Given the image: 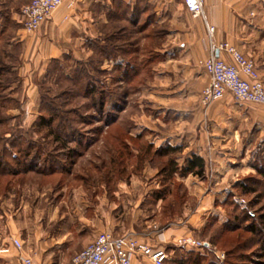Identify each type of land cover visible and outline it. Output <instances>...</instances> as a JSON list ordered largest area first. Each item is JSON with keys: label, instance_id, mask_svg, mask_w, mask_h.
I'll return each mask as SVG.
<instances>
[{"label": "rangeland", "instance_id": "rangeland-1", "mask_svg": "<svg viewBox=\"0 0 264 264\" xmlns=\"http://www.w3.org/2000/svg\"><path fill=\"white\" fill-rule=\"evenodd\" d=\"M7 37L10 36L7 35L5 38L8 39ZM22 37V33H19V38ZM128 40H130L128 35H121L118 44L121 45L123 42H128ZM114 55L122 54L118 51ZM35 57L36 54L33 53L31 47L27 49L26 45L3 46V43L0 42L1 64L14 70L11 73H3V78H1L0 86L4 90L0 92V96L6 104L3 109H0V120L3 122L0 125V137L2 139L0 144L9 138L20 137V135L25 140L32 139L42 143L39 136L34 135L30 138V135L27 134V131L32 129L31 124L33 121L40 113L44 114L46 110L40 99L42 98L45 101L53 96L61 86L64 77L72 74L73 64L69 65L71 68L68 67L69 63H62L63 66L47 65L45 62L34 61ZM92 60H102L103 66L101 68L103 70L109 68L108 63L101 54H94ZM42 65L46 67H42ZM109 72L99 74L97 77L102 81H105V78L109 81L111 77H118L120 80L118 71ZM152 79L147 74L136 78L130 85L131 89L123 81L108 86L109 90L116 87V92L118 96H122L124 103L123 105L119 104V110H116L117 108L109 109L111 115L115 116L116 122L111 126L107 135L96 134L95 130L98 128L106 131L102 125L106 115L98 114L91 109L89 100L78 95L65 105H61V99L53 101L55 108L61 107V111L73 112L65 115V119H75L76 123L72 125L75 130L82 134V144L79 147L74 143L68 145V149L76 151L68 159L66 151H52L53 146L42 143L46 153L52 152L51 154L55 155L59 161H66L69 173L44 180L39 177L35 178L34 181L28 178L26 179L27 185H23L20 189L16 187L18 189L7 191L6 194L0 192V264H13L11 261L12 253L7 252L11 240L15 237L19 239L16 235L19 230L24 226L26 227L29 217L33 214L43 213H53L55 215L77 213L86 218H94L97 215V221H93V224L99 225V233L110 232L116 237L131 234L130 232H133L132 235L136 238V235L150 236L156 230L161 231L170 226L183 223L186 224V230H188L186 232L190 233H188L189 236L181 237H191L198 242L209 244L210 248L194 249L204 256V264H264V224L262 223L264 216V181L253 168L256 165L264 171L263 106L242 103L252 107L251 111L258 116L259 124H262V126L259 124L249 125L248 129H245L246 139L243 143L240 142L237 151L232 150V145L229 146V148L231 147L230 152L234 153V160L219 161L213 156L210 157V146L203 149H193L192 142H181L196 153L201 151L206 162L203 180L193 176L185 178L176 176L173 179L175 184L181 183L183 186L182 191L185 192V196L181 201L178 198L179 194L174 189L171 194L172 197H167L165 202L158 201L155 205L151 204L152 194L161 189L162 177L158 175V168L164 162V160L153 158L152 155L147 156V158L142 155L141 158L140 155L134 154L131 158L122 155L112 167L115 172L109 174L107 179H102L101 175L94 169V166L100 165L101 161L107 162L109 157L114 155L112 153L119 148L118 143L113 140L115 134L119 136L126 131L130 132L131 135L143 133L146 142H152L154 148L168 146V144L154 145L155 143L152 141L154 134L170 133L173 125L170 122L172 117L169 114L164 115V117L157 116L158 111L156 110L158 109L154 105L155 97L152 94L148 95V93L142 92L143 90L148 92L147 87ZM140 80L142 83L137 87ZM108 84H110V81ZM68 87L63 84L62 88L66 89ZM82 87L83 83L82 85L76 84L72 88L76 91ZM136 87L138 90H134ZM46 92L49 93V97L46 96ZM158 99L160 98H156V100ZM171 99L172 96L169 95L162 98L164 102L169 101V104ZM218 101L220 100L214 101L212 104ZM156 117H158L157 121L155 120ZM162 118H165V121L167 120V124L162 122ZM157 124H163V128H158ZM19 131L23 133L20 134ZM159 134L158 136H160ZM122 140L124 141L126 138L124 137ZM87 141L90 143L93 141L90 147H85ZM127 143L130 144L129 148L133 151L138 147V143ZM241 143L247 147V151L241 149ZM104 147L111 151L109 157L106 156ZM225 150H229L228 147ZM94 153L99 156L100 162L93 158ZM187 153L188 151H185L178 155L179 165L184 164V159L188 156ZM240 154L243 158L239 157ZM71 162L73 164L69 167ZM225 162H230L229 165L231 166L225 167ZM124 166H126V170L123 173L121 169ZM107 180H109L108 187L105 184ZM243 184H246L248 191L251 190L254 193L243 194L240 189ZM224 187L227 188L225 193L227 192L228 195L233 196L234 202L239 206L238 209L253 216V219L248 221L237 222L236 226L240 227L236 230L229 231L222 227L227 225V219L233 215V207L215 206L208 203L202 205L201 198L206 191L211 190V188L219 190ZM174 197L177 205L173 209V215L170 216L169 214L171 219L170 224L167 225V221L160 222V218L164 206ZM209 210L210 212H208ZM195 215L198 216L194 219V224L189 225L188 221ZM247 226H252L254 231L246 230ZM14 235L15 237H13ZM94 239L84 244L79 252L91 244ZM19 240L22 242V250H24L26 243H23L21 238ZM161 246L166 248L168 256L165 264H173L174 261L184 256L186 251L192 250L176 246V239L171 244H162ZM221 256H223L222 259Z\"/></svg>", "mask_w": 264, "mask_h": 264}, {"label": "crops", "instance_id": "crops-1", "mask_svg": "<svg viewBox=\"0 0 264 264\" xmlns=\"http://www.w3.org/2000/svg\"><path fill=\"white\" fill-rule=\"evenodd\" d=\"M29 1L0 0V38L9 35L8 46L31 47L36 54L34 61L47 65L59 62L60 66L69 63L71 68L70 64L92 61L94 54H106L109 68L105 70L111 71L112 61L119 59L111 60L112 48H123L122 59H134L138 63L147 54L154 55L147 74L153 79L147 87L148 92H142L155 97L157 116L169 114L173 123L170 133L154 134V145L179 146L183 148L182 152L188 151L187 157L204 158L201 151L196 153L181 143L192 142L193 149L210 146V157L231 161L235 158L229 146L237 151L240 142L246 139L245 129L260 123L250 105L234 102L229 95L206 109L201 105L200 94L208 84L203 64L209 57L210 48L203 22L187 13L181 0H78L71 7L65 2L34 34L26 33L21 25L20 11ZM203 14L206 24L215 30L213 42H227L252 60L264 83V0H205ZM119 29L123 30L121 35H128L130 40L120 45L117 39L111 44L110 38ZM215 55L226 62L231 61L223 52ZM144 70L140 68L138 75H145ZM166 95L172 96L170 104L162 100ZM162 120L167 124L165 118ZM156 126L159 128L163 124ZM242 143L244 151L247 147ZM227 147L229 150L224 151ZM239 157L243 158L241 154ZM229 163L225 162L224 166H231ZM226 190L224 187L206 191L201 198L202 205L223 201ZM197 216L190 218L189 225L194 224ZM27 221L26 227L16 236L26 243L23 254L30 255L34 264H70L80 248L100 231L99 225L93 224L97 215L86 218L77 213H43L33 214ZM186 231V224L179 223L150 232V236H136L141 242L162 247L181 236H189L190 232ZM11 250L14 249L10 245L7 252L12 253L11 261L16 264L18 253ZM131 264L151 262L136 257Z\"/></svg>", "mask_w": 264, "mask_h": 264}, {"label": "trees", "instance_id": "trees-1", "mask_svg": "<svg viewBox=\"0 0 264 264\" xmlns=\"http://www.w3.org/2000/svg\"><path fill=\"white\" fill-rule=\"evenodd\" d=\"M122 32V29L115 31L116 35L110 38L111 44H113L115 40H119ZM7 41L8 39H6L5 37L0 38V42L3 43V46L8 45ZM116 51H120L122 55H114V53H117ZM124 51L125 50H123V48L121 47H118V49L112 48L110 51V54L112 55L111 60H113L114 57H116L117 59L119 58L118 60L112 61L111 72L118 71L120 73V80L118 79V77H111V79L109 80L110 84H108L109 81H107L106 78L105 81H102L97 77L99 76V74H106L109 72L105 69L102 70V60H92L87 63L77 62L73 64L71 68L72 74H70V76L66 75L64 77L63 81L61 82V86L58 88V90L55 91L53 96L49 97V93L46 92V96L49 98L45 101L42 98L40 99L41 104L45 105L46 110L44 111V114L40 113L31 124L32 129L27 131V134L30 135L29 137L32 138L31 136L34 135L39 136L40 142L42 141V143L45 145L50 144V146H53L52 151H66L68 153V159H70L72 155L76 153V151L74 149H68L67 147L72 143H74L78 147L81 146L82 134L73 128L72 124L76 123L75 119H65V115H69L73 112L66 110L61 111V107L55 108V106L53 105V101L61 99V105H65L66 103L68 104L71 99L77 97L78 95L83 99L89 100L90 108L95 112H97L98 114L106 115V118L102 123L106 131H102V128H98L95 130L96 134H109V129L116 122L115 116L111 115L109 109L111 108L113 110L117 108L116 110H119V104L123 105L124 102L122 96H118L116 87H113L111 90H109L108 86L117 84L118 81H123L128 87H130V85L136 78L142 77L138 75L140 68L145 69L144 72L148 74L150 65L154 59L153 54H147L146 57H144V59L139 63L134 59L123 60V54H125ZM102 56L104 57V59H106L107 57L106 54H103ZM53 64L60 66L59 62H54ZM11 72H14V70L12 68H7L6 66H4V64H1L0 61V85L2 82L1 78H3V73L7 74ZM82 83V88H79L76 91L72 88L74 85H82ZM141 83L142 81L140 80L137 87L141 85ZM63 84H66V86L69 87L63 89ZM137 87L134 88V90H138ZM3 90L4 88L1 87L0 92H2ZM5 104V100H3V98L0 96V109H3ZM2 123V120H0V125ZM19 133L22 134L23 132L19 131ZM20 137H16L13 139L9 138L12 140L10 141L8 139L4 143L0 144V192L2 191L3 194H6L7 191L9 192L18 189L16 187H19L20 189L23 185H27L26 179L28 178L33 181L37 177L44 180L53 176H61L64 173H69L66 166V161H59L55 155L51 154L52 152L46 153L44 145L42 143H38L32 139L25 140L21 135ZM124 137L126 138V140L123 141L122 139ZM113 140L118 143L119 148L112 153L114 155L109 157V155H111V151L104 147L105 154L109 157V160L107 162H100V158L98 155H96V153L92 155L93 158L100 162V165L94 166V169H96V171L101 175L100 177L102 179H107L109 174L115 172L112 170V167L117 163V161H119L118 159L121 158L122 155H125L129 158H131L133 154L137 156L140 155V157L142 155L144 156V158L152 155L153 158L164 160V162L160 164L158 168V175L162 177V181L160 184L161 189L157 190V192H154L151 196V204L153 205L157 204L158 201L165 202L166 198L171 196L174 189H176L177 194H179V197L177 195L176 197H178L180 201L184 198L185 192L182 191V184H175L173 182V179L176 176H179L180 178L193 176L199 178L200 180L204 179L206 162L202 156L191 155L184 159L183 165L178 164V155H180L183 151L182 147L168 145L154 148L151 142H146L145 134L139 133L133 136L128 131L119 136H117L116 134L113 135ZM0 142H2L1 137ZM127 142L134 144L138 143V147H136V149H134L133 151L131 150V148H129L130 144ZM92 143L87 141L85 143V147H90ZM71 164L73 163L71 162L69 164V167ZM125 167L126 166L121 169V172L124 173V171L126 170ZM253 168L255 169V171H257L258 175L264 181L263 169L259 166L257 167L256 165L253 166ZM108 183L109 180L105 182L106 187H108ZM240 189L241 192L245 195L251 192L254 193V191H248V188H246V184H243V187H241ZM176 205L177 201L175 197L168 201V204H166L163 208L160 222L167 221V225L170 224V216L173 215V209ZM214 205L233 207V215L231 216V218L227 219V225L222 226L223 229H227L229 231L236 230L238 229V227H240L236 226L237 222L253 219V216H251L250 213L246 214V212H244L243 210L238 209L239 206L234 202L233 196L230 194H227L226 198L223 201L215 202ZM167 217H169V219L166 220ZM262 223L264 224V216ZM248 227L249 226H247L245 229L249 230L250 232L254 231L252 226L249 228ZM164 249L166 250V248ZM173 264H204V256L201 255L200 252H196L194 249L188 250L185 252L184 256H182L179 260L174 261Z\"/></svg>", "mask_w": 264, "mask_h": 264}, {"label": "built area", "instance_id": "built-area-1", "mask_svg": "<svg viewBox=\"0 0 264 264\" xmlns=\"http://www.w3.org/2000/svg\"><path fill=\"white\" fill-rule=\"evenodd\" d=\"M78 0H30L20 11L23 30L28 34L38 32L41 26L60 6L67 2L73 6ZM193 19H200L210 48L209 57L203 64L208 76V84L200 94V103L206 109L214 101L229 94L234 102L248 103L264 107V83L259 77L255 64L227 42L215 44L212 40L214 28L207 25L203 9L205 0H181ZM216 52L229 56L230 62L216 57ZM243 203V201H242ZM12 248L18 253L16 264H34L30 255L23 254L19 239L11 240ZM176 246L185 249L210 248L209 244L198 242L191 237L176 239ZM136 257L146 258L151 264H165L167 252L162 247L155 248L139 241L132 234L114 236L110 232L99 233L94 241L74 255L70 264H131ZM221 259L223 256L220 257Z\"/></svg>", "mask_w": 264, "mask_h": 264}]
</instances>
